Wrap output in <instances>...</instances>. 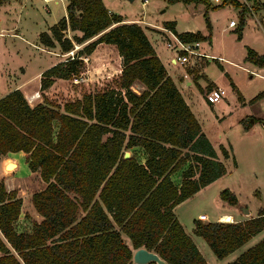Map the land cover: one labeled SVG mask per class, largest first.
Masks as SVG:
<instances>
[{"label":"trees","instance_id":"obj_1","mask_svg":"<svg viewBox=\"0 0 264 264\" xmlns=\"http://www.w3.org/2000/svg\"><path fill=\"white\" fill-rule=\"evenodd\" d=\"M167 1L240 8L237 37L241 38L246 3ZM250 1L255 9H264V2ZM66 10L67 16L42 31L39 41L74 53L41 73L40 89L45 91L57 79L78 76L84 57L100 42L116 46L122 68L115 86L85 92L62 106L47 98L33 105L20 88L0 97V158L25 152L29 169L39 172L45 183L31 199L42 219L19 230L22 198L0 179V264H132L139 247L157 252L166 264H208L175 207L223 176L224 160L139 23L124 22L119 12H109L103 0H68ZM164 26L187 42L206 38L201 32H177L174 21H165ZM67 29L82 35L70 38ZM74 41L82 44L77 50ZM246 60L264 66V54L252 47H247ZM136 81L143 90L133 88ZM262 96L264 91L250 101ZM249 124L246 121L244 127ZM136 147L143 151L144 161L133 154L124 157L125 151ZM220 151L224 158L230 156L224 145ZM178 170L177 183L172 176ZM219 196L231 205L239 203L229 188ZM263 229L264 207L244 220L195 218L192 231L204 238L217 258H223ZM227 264H264V238Z\"/></svg>","mask_w":264,"mask_h":264},{"label":"rangeland","instance_id":"obj_2","mask_svg":"<svg viewBox=\"0 0 264 264\" xmlns=\"http://www.w3.org/2000/svg\"><path fill=\"white\" fill-rule=\"evenodd\" d=\"M104 1L107 6L113 8L124 17L146 19L160 25H162L164 20L167 19H177L179 21L187 19L189 15L187 11L193 12V10H191L193 5H186L183 2H177L172 5L168 3L167 0H148L146 3H143V0ZM243 3H246L249 8V17L243 39L239 40L237 38V33L234 30L228 31V33L221 31V27L224 26L230 18H234L237 21L239 18V8L232 5H225L217 8L215 12V20L218 27L213 44H210L208 41H204V43H202V49L208 47V45H210V47L212 45L226 48L227 53L225 56L242 66L224 62L225 67H227L231 76L234 78L241 93H243L245 97H249L255 95L261 89H264V77L256 75L251 71V69H254L264 74V69L254 67L244 61L247 46L253 47V45L256 44V46H258L261 50H264V34L259 25V23H261L264 28V9H255V5L250 0H243ZM249 5L251 7H249ZM48 6L50 7L51 12L47 19L50 21L61 12L59 8L61 7V1H59V4H53V2L50 1L48 2ZM38 12H42V14L46 12L43 4H40ZM253 13L256 15H253ZM193 14L192 20L196 23V25L200 26L205 24V18L201 11L195 10ZM256 16L259 17L258 22H256ZM36 19L38 20L40 18L36 17ZM37 20L34 22L32 19H27L26 30H24L25 39L15 38L13 42L9 40L5 41V44L2 37L0 38V66L3 63H7V65L11 68L17 67L16 70H6L10 76H14V79L26 70L25 77L31 78V82H29V84L35 85V87L40 81L38 76H34L37 73V70L40 68L47 69L51 64H53V60L57 59V55L55 53L49 52L48 49H40L32 44V42L36 39L34 32L38 29ZM141 24L146 25L144 23ZM154 27H159V25H154ZM107 52L110 55V61L98 68L95 66V69L98 71L96 73H99L101 70L105 71L106 68L112 70V75L110 74L111 76H108L109 78L101 81H97L95 79L88 82L84 80L83 75L80 73L78 76L70 79H57L51 87L45 90V93L40 92L39 88L36 87L37 89H33L31 93L27 94V99L34 105L47 98L51 102L62 106L66 101L80 98L85 92H93L95 90H102L110 86H115L118 81L115 71H117V68L119 67V62L117 57H114L110 51ZM205 59L207 61L201 68V72H204L210 78L220 77V71L222 68L218 61L213 58ZM0 70V73H2V69ZM2 83L3 82L0 76V85H2ZM29 84L26 83V85ZM134 88L139 90L138 84H135ZM220 102L223 112H231L230 114H227L225 119L222 121L215 120L209 113V110L198 103L195 104V108L200 114L204 130L211 141L213 140L216 144L220 138L219 135L222 136V142H224V140L227 141L226 136L231 139H234L236 136L237 139L239 135H236L237 131L235 130V127L233 128L231 126L234 125L235 121L242 113L249 112L252 108V106L249 105V102H247L246 105H241L237 98V92L231 88L227 89L226 98ZM260 107L264 109V104L257 106V108ZM259 110L260 109H258V111ZM250 120L251 118L247 119V121ZM128 151L130 152V155H135L139 160L142 161L144 159V154L141 148H132ZM4 156L0 158V179L4 180L8 189H16L18 196L22 198V211L16 221V226L19 230H27L33 220H39L41 218L34 209L31 199L32 194L35 191L42 189L45 186V183L41 179L38 172L31 171L29 169L26 161L27 154L25 152H10ZM11 160H15L18 163V167L5 169V165ZM250 174V176H244L241 179L243 180V186H241L238 180L235 179H232L233 181L229 180V182L224 180L218 185L213 184L204 188L201 192H197L177 209L182 222L186 226V231L192 236L196 245L205 256L208 264H227L231 260L235 259L241 252L264 238L263 229L253 235L237 250L223 258H217L204 238L193 234L192 231V220L198 216L206 221H222V215L229 214L228 207L231 206L225 204L218 193V190L220 192L224 188H229V183L232 187L235 186V188H237L235 190L236 192L231 188L229 189L232 190L239 199V204H236V208L239 210V207L241 206V214H243L244 210L248 207L254 214L263 208L264 177L257 174L258 177L255 178L252 173ZM174 179L175 181H178L179 174H176ZM200 213L201 215H199ZM233 218L236 220L235 217ZM123 236L127 243H130L129 238L125 235Z\"/></svg>","mask_w":264,"mask_h":264},{"label":"crops","instance_id":"obj_3","mask_svg":"<svg viewBox=\"0 0 264 264\" xmlns=\"http://www.w3.org/2000/svg\"><path fill=\"white\" fill-rule=\"evenodd\" d=\"M50 1H52L53 4H59V1H61V7H59L61 12L58 15H56L53 20L49 21L47 19V17L50 15V12H51L50 7L48 6V2H50ZM259 1L264 2L262 0H259ZM67 2H68V0H7V1H5L4 3H2L0 5V38L2 37L3 42L5 44H6L5 41H7V40L13 42L15 38L25 39L24 30H26L27 19H29V20L32 19L35 22L37 20L36 17L40 18L37 20L38 21V29L35 30V32H34L36 39L32 42V44L37 46L40 49L41 48L48 49L49 52L55 53L57 55V59L53 60V64L64 60L69 55V52L68 53L62 52L59 44H56V46H54V47H47V46L43 45L39 41V34L42 31H49V27L51 25L57 23L61 17L67 16V10H66ZM103 2L110 12L115 11L113 8L107 6V4L105 3L104 0H103ZM179 2H181V1H179ZM176 3L177 2L170 3V4L173 5ZM40 4L44 5L45 11H46L44 14H42V12L39 13L40 11L38 12ZM184 4L193 5V7L191 9V10H193V12L187 11V13L189 14L187 19H184L181 21H179L177 19H174V20L173 19L172 20L167 19V20H164V22L165 21H174L175 22V30L177 32H185V31L201 32L203 35L206 36V38L204 40L199 41L200 44H199L198 49L200 51H202L206 54H210L212 56L215 55V56L223 57V60H218L217 58H213V59H216L218 61L219 65L222 68L220 71L221 75L218 78H210L207 76V74H205L204 72H201V68L203 67V65L207 61L205 58H203L201 60L196 59V58H191L189 60V62L186 64H180L175 60L176 55H175L174 51L167 48L166 44L164 42L165 41V35H166V33L162 30L163 27H166V26H164V22L162 25H160V24L153 23V22L146 20V19L127 18V17H124L122 14L121 15L124 18V22H137L144 28V31L147 34L149 40L151 41L153 47L155 48L158 56L160 57L163 64L165 65L167 72L175 81L178 89L182 93L186 102L188 103L191 110L193 111V113L195 114V116L197 117L199 122L201 123L202 130L204 131V133L206 135H207V133L204 130L200 114H199V112H197V110L195 108L196 103L200 104L201 106H203L204 108L209 110V113L211 114V116L215 120L222 121L225 119L227 114L231 113L230 111L227 113L222 111V105L220 102L221 100L216 102L217 104L211 103V102L206 100L205 94L212 87L223 86L226 89L231 88L232 90L237 92V98L240 101L241 105H246L247 102H249V105L252 106V108L249 110V112L242 113L241 116L235 121L234 125L231 126L233 128L235 127V130L237 131L236 135H239V137H237V139H236V136L234 139H231V138L226 136L227 141L224 140V142H222V140H221L222 136L219 135L220 138L216 144V143H214L213 140L211 141V139L207 135V137L210 139L213 146L217 150L219 157L224 160L226 168H227V172L223 176L219 177L218 179H216L215 181L210 183L209 185L205 186L204 188H206L210 185H213V184L218 185V184H220V182L222 183L224 180L229 182V180H232V179L238 180L240 185L243 186V180H241V179L244 176H250L251 175L250 173H252L255 178L258 177L257 174H260L262 177H264V123L261 121V120H264V109L262 108L263 106L260 108H257L258 105L264 104V96H262L261 98L257 99L254 102L250 101V99L252 97H254L259 92L264 91V89H261L255 95L245 97L244 94L241 93L238 85L236 84L234 78L231 76L229 70L227 69V67H225L224 62L229 63V64L230 63L236 64L239 66H242V65H240L239 63H237L234 60L225 56L227 53V50L225 47H218V46H212V45L210 47V45H208V47L202 49V43H204V41H208L210 44H213V42H214L215 33L217 32V27H218L216 24V20H215V12H216L217 8H212V6L209 7L205 3H202V2H191V3H184ZM195 10L201 11L204 18H205V15H204L205 13L208 15V18H209V21L211 24L210 30L207 28L206 22L204 25L198 26L192 20V15H194L193 13L195 12ZM238 13H239V18H238L237 25L236 26H230L229 21L231 19H233V18H230L229 21L224 26L221 27L222 32L228 33V31L234 30L237 33V27H238L239 20H240V8L238 10ZM254 14L255 13H253V15ZM248 17H249V14L247 12L245 14V22H244V26L242 28L241 38L239 39L237 37L239 40H242L244 35H245ZM258 20H259V17L256 16V22H258ZM141 23H144L146 25H143ZM154 25H156V26L159 25V27H154ZM259 25L262 29L263 34H264V28H263L262 24L259 23ZM65 32H66V35L69 36L70 38H72L73 35H82V31H80V30L67 29ZM26 41H28V40H26ZM215 44H216V42H215ZM74 45H75L74 50H77L78 48H80L82 46V44H77L75 41H74ZM77 46H79V47H77ZM247 47H250V46H247ZM252 48L255 49L257 52H259L260 54H264V50H261L258 46H256V44H254ZM107 51H110L111 54L114 57H117V59H118L119 67L117 68V71H115L116 72L115 75L117 78L119 77L120 71L122 68V59L118 53L116 46L113 44L100 42L97 44L96 48L89 55L84 57L85 66H84L83 71L81 72L84 80H86L88 82L93 81L95 79L97 81H101V80H104L106 78H109L108 76L112 75V70H110L108 68H106L105 71H103V70L99 71V73H96L98 71L95 69L96 68L95 66H97V68H98L99 66H102L103 64H106L110 61V59H109L110 55L108 54ZM246 54H247V51H246ZM244 61L248 62L250 65H253L254 67L264 69V66H259V65L252 63V62L247 61L246 55L244 56ZM53 64H51L50 66H52ZM16 68L17 67L11 68L9 65H7V63H3L0 66V69H2V71H3L2 73H0V76H1V79L3 82L2 85H0V97L5 95L6 93H8L9 91H11L15 88H20L24 92V95L26 96V98H27V94L31 93L33 89L39 88L40 92H42V93L46 92V91H42L40 89V81H39V84L36 85L37 88L35 87V85L29 84V82H31V78L25 77L26 70H24L22 73H20L16 79H14V76H10L6 72V70H8V69L16 70ZM44 70H45V68L38 69L37 73L34 76H38V79H40L41 73ZM251 71L256 75L264 77V74L261 72H258L257 70L251 69ZM26 83H28L29 85H26ZM135 84H138V86H139V90H137V91H141L144 89V85L141 82L136 81L134 83V85ZM134 85H133V88H134ZM89 92H91V91H89ZM226 95L223 97V99L226 98ZM239 95H241V98H239ZM39 102H41V101H39ZM258 109H260L259 110L260 112L258 111ZM247 118L248 119L251 118V120L249 121V123H250L249 128L244 127V125L247 121ZM233 128H231V129H233ZM220 145H224L226 147V149L228 150V152L230 154L229 157L224 158L222 156L221 151H220ZM136 148H139V147H136ZM234 158L236 161L235 164H234ZM144 160H145V157L142 161H144ZM180 173H181V170H178L172 176V178L174 179V176L176 174H179L178 181H175V179H174V181L177 183L180 181ZM228 186H229V188L233 189L234 191L237 189V188H235V186L232 187L230 183L228 184ZM204 188L200 189L199 191L201 192L202 190H204ZM199 191H198V193H199ZM218 193L220 194L219 190H218ZM188 199L179 203L175 207V213L181 222H182V220H181V218L177 212V209L180 206H182L185 202H187ZM223 201L225 202V204L231 206V207H228L229 208V210H228L229 215L232 218L231 221H234L233 217H235L236 220H244V219L249 218L251 216H255L258 213V212H255V214H254L251 211V209L248 207L247 208L248 213L243 212V214H241L240 213L241 206L239 207V210H238L236 208V205H231L226 200H223ZM199 215H201V213ZM39 216H40V214H39ZM197 218H200V217L198 216ZM41 219H42V217L38 221H40ZM193 220H192V224H193ZM182 224L186 230L185 224L183 222H182ZM192 228H193V226H192Z\"/></svg>","mask_w":264,"mask_h":264},{"label":"built area","instance_id":"obj_4","mask_svg":"<svg viewBox=\"0 0 264 264\" xmlns=\"http://www.w3.org/2000/svg\"><path fill=\"white\" fill-rule=\"evenodd\" d=\"M148 0H143V3H146ZM213 5H219L224 3L227 0H208ZM243 2V0H239ZM249 7H251L249 5ZM110 12V11H109ZM238 21L236 19H231L229 21L230 26H236ZM162 30L166 33L165 35V44L166 47L174 51L175 60L180 64H186L189 62L191 58L203 59V58H217L218 60H223V57L220 56H212L210 54H206L198 49L200 42L192 41L187 42L182 40L174 30L168 27H163ZM74 51H70L69 55H73ZM227 94V89L223 86H215L209 89L205 98L207 101L211 103H216L223 99V97Z\"/></svg>","mask_w":264,"mask_h":264},{"label":"water","instance_id":"obj_5","mask_svg":"<svg viewBox=\"0 0 264 264\" xmlns=\"http://www.w3.org/2000/svg\"><path fill=\"white\" fill-rule=\"evenodd\" d=\"M130 152L125 151L124 157H129ZM245 213H248V210H244ZM154 261L156 264H166V261L155 251L149 250L145 247H139L134 250L132 256V264H148Z\"/></svg>","mask_w":264,"mask_h":264},{"label":"bare ground","instance_id":"obj_6","mask_svg":"<svg viewBox=\"0 0 264 264\" xmlns=\"http://www.w3.org/2000/svg\"><path fill=\"white\" fill-rule=\"evenodd\" d=\"M11 167L17 168L18 167V163L15 160H11L5 165V169H9ZM231 219L232 218H231V216L229 214L222 215V217H221L222 221H231Z\"/></svg>","mask_w":264,"mask_h":264}]
</instances>
